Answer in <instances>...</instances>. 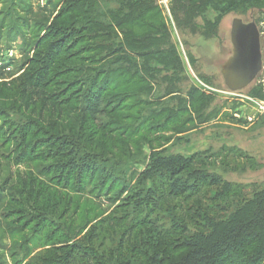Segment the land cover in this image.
Wrapping results in <instances>:
<instances>
[{"label": "rangeland", "instance_id": "obj_1", "mask_svg": "<svg viewBox=\"0 0 264 264\" xmlns=\"http://www.w3.org/2000/svg\"><path fill=\"white\" fill-rule=\"evenodd\" d=\"M125 1L0 0V264H150L141 254L159 239H130L131 226L153 219L133 232L169 234L180 221L173 203L153 212L147 196L192 184L195 170L230 184L231 204L264 188V0L223 12L210 0L198 14L202 0H153L151 32L122 17ZM234 18L253 19L262 61L237 94L219 72ZM149 34L160 44H143ZM46 68L33 109L30 86ZM108 74L122 89L97 90ZM173 158L196 165L156 174Z\"/></svg>", "mask_w": 264, "mask_h": 264}, {"label": "trees", "instance_id": "obj_2", "mask_svg": "<svg viewBox=\"0 0 264 264\" xmlns=\"http://www.w3.org/2000/svg\"><path fill=\"white\" fill-rule=\"evenodd\" d=\"M220 1L214 6L216 12L230 11L231 8L242 4H245L247 8L254 9L256 8L255 4L260 3L258 0ZM209 4L210 0H206V2L202 0L201 4L191 6V11L198 14L206 9ZM121 11L125 12L122 17L131 26L142 25L148 30L147 32L157 29L151 23L153 12L158 14L153 0H126L125 8ZM121 11L120 14H122ZM219 15L221 16L222 14ZM21 27L26 29L25 26ZM149 37L151 38L150 34L144 36L142 43L146 44L148 41L152 46L160 44V40H150ZM58 44V48L57 46L55 48L57 53L51 52L53 54H49L51 60L57 58L56 55H58L60 50L62 51L61 47L63 46L60 45V41ZM77 44L75 42L72 45L76 47ZM68 47L70 48V46ZM81 49V52H87L84 50L85 48ZM92 51H96V48ZM158 56V52L153 54L155 58ZM116 77L114 81L111 74L96 78L95 82L102 84V86L100 83L97 85V90L104 89L107 91L113 86V82L116 83L114 89H122L124 83H117L118 75ZM49 78L50 70L48 68L45 69L43 76L39 79L35 78V85L30 86L32 87L29 92L31 99L27 102L28 107L31 106L34 109L37 104V97H34L37 94L35 92L43 83L48 82ZM24 91L28 93L27 84L24 85ZM202 99L201 95L197 101L199 102ZM42 103L43 107L41 106V108L45 109V101L43 100ZM51 106L52 110L54 107L56 108L55 105ZM238 159L251 161L250 157L242 154L233 157L234 161ZM178 160V158H173L167 162H161L155 170L156 174L166 171V173L176 176L185 171L186 164L192 163L196 165L192 160L184 163L180 169L175 167ZM228 164L229 162H227ZM190 175H193L192 184L175 181L169 190L161 188L160 194L152 193L153 195L147 196L148 205H151V211L153 212L160 211L161 203L165 205L169 202L173 203V210L179 212L180 223L176 226L175 232L169 234L162 232H133L141 227L153 228V219L142 220L140 223L132 225V232H127L130 239L133 233L144 236L154 233L157 235L156 238L159 239V241H151V246L150 244L148 246L145 245L144 248L148 251L141 255L145 257L148 254L150 264H261L264 259V188L254 190L240 202L237 201L236 204H231L227 202L229 200L225 199L230 190V184H227V182L223 183L221 179L200 170H195ZM214 186L220 187V190L213 198L208 195V191ZM223 199L225 200L221 206H218V204L202 206L204 202L213 203ZM232 205L235 206L230 209ZM195 211L198 212L195 213ZM191 217L196 222H192ZM189 228L192 229V232H188ZM160 249L161 253H159ZM155 254H158V258L153 260L150 255Z\"/></svg>", "mask_w": 264, "mask_h": 264}, {"label": "water", "instance_id": "obj_3", "mask_svg": "<svg viewBox=\"0 0 264 264\" xmlns=\"http://www.w3.org/2000/svg\"><path fill=\"white\" fill-rule=\"evenodd\" d=\"M229 42L231 55L219 72L225 90L237 94L248 89L262 69L260 35L253 19L247 23L239 18L232 19Z\"/></svg>", "mask_w": 264, "mask_h": 264}]
</instances>
